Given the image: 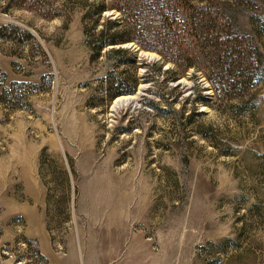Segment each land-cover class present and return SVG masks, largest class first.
<instances>
[{"label": "rangeland", "instance_id": "1", "mask_svg": "<svg viewBox=\"0 0 264 264\" xmlns=\"http://www.w3.org/2000/svg\"><path fill=\"white\" fill-rule=\"evenodd\" d=\"M98 2L0 0V264H264V0Z\"/></svg>", "mask_w": 264, "mask_h": 264}, {"label": "trees", "instance_id": "2", "mask_svg": "<svg viewBox=\"0 0 264 264\" xmlns=\"http://www.w3.org/2000/svg\"><path fill=\"white\" fill-rule=\"evenodd\" d=\"M21 6H29L36 9H42L46 12L52 7L53 3L57 0H15ZM112 4L108 2V0H99L98 3L94 5V10L91 11L89 15H98L101 17L103 13L109 9H117L123 10V4H125L126 0H111ZM47 8V9H46ZM108 30L102 31L100 36H96L95 42L91 43V48L93 50L91 61L94 63L102 56L103 50L110 45H119L125 43L126 40L123 38L121 33L116 32L113 34H108ZM88 33V29H87ZM90 33V31H89ZM29 38H33V35L25 30H22L20 27L14 24H6L0 25V39L3 40H11V41H20L26 42ZM113 53L121 54L126 57L125 59H119L114 63V69L102 78L99 82L97 91L100 95L97 97L108 98L109 100H113L122 95L134 94L138 90V86L140 83L139 77V67L136 63L135 55L132 52L126 49H113L111 50ZM122 64H128L126 69L120 71L118 74L120 67ZM129 68L131 70L129 71ZM6 76V74H4ZM28 85L26 83H18L15 82L13 84V88L18 86ZM41 174L43 179H45V184L48 186L46 181V177L44 175L43 169L41 168ZM59 176L56 174V178L60 179L64 183V189L68 191H72L71 187V179L69 173L66 170H62L58 172ZM50 229V228H49ZM37 254L43 260L44 264H49L48 259L44 256L39 249H37Z\"/></svg>", "mask_w": 264, "mask_h": 264}, {"label": "crops", "instance_id": "3", "mask_svg": "<svg viewBox=\"0 0 264 264\" xmlns=\"http://www.w3.org/2000/svg\"><path fill=\"white\" fill-rule=\"evenodd\" d=\"M72 263H74L73 261H71Z\"/></svg>", "mask_w": 264, "mask_h": 264}]
</instances>
